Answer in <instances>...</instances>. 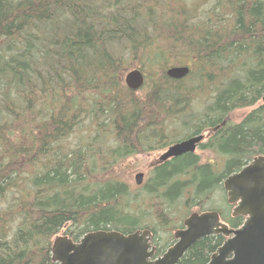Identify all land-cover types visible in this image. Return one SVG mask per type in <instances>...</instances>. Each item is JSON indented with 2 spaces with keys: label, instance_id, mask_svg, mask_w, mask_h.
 Segmentation results:
<instances>
[{
  "label": "trees",
  "instance_id": "16d2710c",
  "mask_svg": "<svg viewBox=\"0 0 264 264\" xmlns=\"http://www.w3.org/2000/svg\"><path fill=\"white\" fill-rule=\"evenodd\" d=\"M180 65L188 76L167 75ZM133 68L139 90L125 83ZM263 95L264 0H0V264H59L60 232L156 231L146 217L179 205L239 227L229 204L206 203L264 155L263 101L231 120ZM188 117L196 133L218 126L206 147L223 169L186 154L141 188L117 176L150 139L177 141L168 122ZM225 239H198L176 264H206Z\"/></svg>",
  "mask_w": 264,
  "mask_h": 264
},
{
  "label": "water",
  "instance_id": "95a60500",
  "mask_svg": "<svg viewBox=\"0 0 264 264\" xmlns=\"http://www.w3.org/2000/svg\"><path fill=\"white\" fill-rule=\"evenodd\" d=\"M189 73L188 65L167 70V75L174 79L185 78ZM124 79L132 90L145 84V74L140 68L127 71ZM201 139L200 135L171 145L164 158L194 151ZM135 179L141 185L144 174L137 173ZM223 185L227 202L234 205L232 215L244 217L239 227H230L218 211L194 212L185 219L184 228L175 232L176 242L156 258L150 229L131 233L96 230L78 241L58 235L53 240L52 259L59 264H176L198 239L222 234L225 241L206 264H264V155L254 157L239 171L228 175Z\"/></svg>",
  "mask_w": 264,
  "mask_h": 264
},
{
  "label": "rangeland",
  "instance_id": "374dc122",
  "mask_svg": "<svg viewBox=\"0 0 264 264\" xmlns=\"http://www.w3.org/2000/svg\"><path fill=\"white\" fill-rule=\"evenodd\" d=\"M139 94H143L142 91H139ZM262 104V100H260L257 104L253 106H248L245 108H239L235 110L234 112L231 113V120L234 123H239L250 111H252L254 108H256L258 105ZM177 124V123H176ZM176 124L174 123H169L168 125L173 127H177ZM179 129V127H178ZM201 156H202V161H219L216 157L219 156L217 153L212 154L210 150H201ZM146 156H139V157H130L120 165H118L116 168H114V171L117 173V176L120 177L122 180L127 181L133 187H138L136 185V174L140 173L141 171H145L143 162L147 161L148 159H144ZM220 159V157H219ZM147 173V174H146ZM146 174V181L145 184L149 181L150 176L152 174V171H147ZM144 184V185H145ZM143 198V197H142ZM220 205H222L224 208L228 209V202L227 199L225 198V193L222 189V187L216 189L214 194L209 198V201L206 203L207 208H212L217 207L219 208ZM186 210L188 212H186ZM175 212L172 214L171 217L166 216V219L161 220V219H154L153 216H147L145 221L149 222L152 227L155 228L157 232V237H159V246L162 245L163 249H167L169 246V243L174 239V232L175 230L183 224L184 219L190 214L191 211H199V206L193 205L191 206L190 210H188L186 205H179ZM74 229L75 226L71 225L68 226L65 229ZM66 233L60 232L59 235H65Z\"/></svg>",
  "mask_w": 264,
  "mask_h": 264
},
{
  "label": "flooded vegetation",
  "instance_id": "af4514ba",
  "mask_svg": "<svg viewBox=\"0 0 264 264\" xmlns=\"http://www.w3.org/2000/svg\"><path fill=\"white\" fill-rule=\"evenodd\" d=\"M191 119H192V117H188V118L183 119L181 122L178 121V123L176 124V126H178L179 129L176 130L175 133H178V135H180V137H181V138L179 137V139L177 141H174V142H172V143H170V144H168V145H166L164 147H159V146L155 145L154 140L150 141L151 140L150 139L143 146V147H147L149 149L145 150V151H142L140 153H136L133 156V157L146 156L144 159H148L149 158L147 161L142 163L144 168H145L144 169L145 171H141L144 174V179H143V183L141 185H137L136 184L137 186L141 187V186H143L145 184V181H146L145 177H146V174H147L146 172L147 171H153V169H156V168H158V167H160L162 165H170L174 160H176L177 158H179V157H181L183 155H186V154H192V155L196 156L197 161L200 164L201 163H211L218 170L224 168L225 160H221V158L219 159L220 156L216 157L219 161H215V160L202 161V156H201V152H200L201 150H210V152L212 154L216 153L214 150H211L210 148H208L206 146L212 140L214 134L217 132L216 129H217L218 126L215 127V130L207 128L205 130H200L198 133H196V129L194 128V126L200 125V123L198 121H196V120H191ZM222 124L225 125V122H223ZM200 135L202 136V139L200 140V142H198L196 144V148H195L194 151L186 152V153H183V154H181L179 156H171V157L164 158V154L167 152V150L169 149V147L171 145H173V144H175L177 142H181L183 140L190 139V138L195 137V136H200ZM225 178L222 180V185H223V181L225 180ZM222 189H223V191L225 193V198L227 199V192H226V190L224 188V185L222 186ZM229 205H230V212H231V215H232V211H233L234 205H231V204H229ZM205 211H211V210H205ZM205 211H194V212H205ZM194 212L191 211L188 216H190ZM185 219H184V221H185ZM184 221H183V224L181 226H179L175 230V232L178 229L184 228V226H185L184 225ZM144 229H149V228H144ZM141 230H143V229H141ZM150 230L152 232V244L156 247V253H155V256L153 258H156V257L161 256L171 245H173L176 242V239L174 237V239L169 243V246L167 247V249H163L162 245L159 246V237H157V232L153 231L152 229H150ZM175 232H174L173 236L175 235ZM75 241H78V240H75Z\"/></svg>",
  "mask_w": 264,
  "mask_h": 264
}]
</instances>
